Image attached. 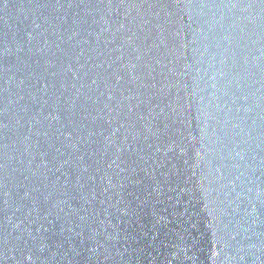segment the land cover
Returning a JSON list of instances; mask_svg holds the SVG:
<instances>
[{
	"label": "water",
	"instance_id": "obj_1",
	"mask_svg": "<svg viewBox=\"0 0 264 264\" xmlns=\"http://www.w3.org/2000/svg\"><path fill=\"white\" fill-rule=\"evenodd\" d=\"M0 264H264V0H0Z\"/></svg>",
	"mask_w": 264,
	"mask_h": 264
}]
</instances>
